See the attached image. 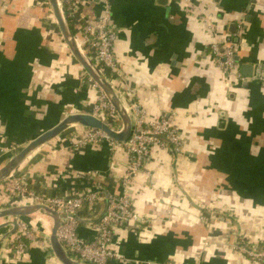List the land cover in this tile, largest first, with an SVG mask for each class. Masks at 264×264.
Wrapping results in <instances>:
<instances>
[{"label": "crops", "instance_id": "crops-1", "mask_svg": "<svg viewBox=\"0 0 264 264\" xmlns=\"http://www.w3.org/2000/svg\"><path fill=\"white\" fill-rule=\"evenodd\" d=\"M192 1L195 13L180 0H108L118 28L116 86L147 119L170 118L181 139L177 152L151 146L133 176L128 194L143 221L113 232L109 248L126 260L108 264H252L232 243L239 236L264 237V84L257 79L264 63V0ZM102 10V0H79L73 34H79L83 17ZM202 10L210 13L213 34ZM238 20L244 24L235 40ZM211 35L236 47L242 80L231 88L212 61ZM96 95L47 0H0V166L65 115L90 113ZM68 139L69 129L34 151L14 174L50 196L99 184L100 197L81 209L76 227L89 241L104 211V191H122L128 156L121 149L111 154L104 142L71 148ZM4 181L0 208L18 200L4 192ZM39 218L49 220L43 214L23 217L32 226ZM8 219L13 220L0 223ZM11 229L0 227V264H61L49 233L40 232L13 256Z\"/></svg>", "mask_w": 264, "mask_h": 264}, {"label": "built area", "instance_id": "built-area-1", "mask_svg": "<svg viewBox=\"0 0 264 264\" xmlns=\"http://www.w3.org/2000/svg\"><path fill=\"white\" fill-rule=\"evenodd\" d=\"M78 1L59 0L64 14L70 16L72 21L75 18ZM102 1V12L99 14L91 13L83 17V20L80 22V37L79 34L74 36L86 55L93 61L115 91L118 92L124 105L127 107L126 104H128L129 108H127L130 111L132 119V131L126 140L117 141L101 129L74 125L68 128V145L71 148L77 149L86 145H98L104 142L107 144L111 154L118 149L124 151L128 156V164L121 179L122 191L120 193L104 191V211L91 227L95 231V235L91 240L86 241L76 233L79 212L85 206L92 207L98 200L102 191L99 184L95 190L71 192L60 196L38 193L28 187L24 177L15 174H12L2 184L4 192L18 199L16 204L38 203L55 209L61 216L56 236L66 254L76 261L92 264H108V261L111 259L126 260L120 253L109 248V242L111 241L113 232L118 228L123 227L131 221H143V218L136 213L133 207L128 194V186L132 183L133 176L141 171V166L149 157L150 147L153 145L160 148L171 147L176 152L181 148L179 133L170 118L147 119L145 111L135 103H130L129 105L126 102L127 99L124 97L123 89L116 86V83H121L115 52L118 28L111 23L108 0ZM180 1L185 4L187 11L195 13V9L197 8L192 0ZM201 14V19L211 29L210 34H213L212 28L214 27L210 21V13L202 10ZM236 24V34L239 36L244 21L238 20ZM209 51L212 55V61L222 71L225 86L231 88L232 81L242 80L241 74L238 71V64L235 60L236 47L234 43H222L215 35H211ZM87 79L97 88V95L90 113L104 121L113 131H121L122 124L119 121L120 119L104 92L88 75ZM257 79L264 84V63ZM76 176L77 178H84L81 174H77ZM23 217L15 216L12 220L15 224V229L11 235L13 245H10L9 251L13 253V256L25 250L28 242L37 241L40 232L43 234L50 232V220L44 221L42 218H39L36 221L37 224L35 223L32 226ZM47 246L49 245L47 244ZM232 249L237 250L242 257L249 258L253 264H264V239L253 241L239 236L232 243ZM135 263L139 264L137 261Z\"/></svg>", "mask_w": 264, "mask_h": 264}, {"label": "water", "instance_id": "water-1", "mask_svg": "<svg viewBox=\"0 0 264 264\" xmlns=\"http://www.w3.org/2000/svg\"><path fill=\"white\" fill-rule=\"evenodd\" d=\"M47 1L52 9L53 17L60 30L61 36L68 46L70 52L81 65L84 72L104 92L106 98L121 120L122 129L119 132L113 131L111 127L104 121L89 112L69 113L62 119H60L51 128L32 138L25 145L11 154L5 161V163L0 166V182L8 179L12 174H14V172L22 165L24 161H26V159L30 157V155L34 151L74 125L101 129L111 138L117 141L126 140L130 136L132 131V119L130 111L124 105L122 98L120 97L118 92L115 91L112 85L101 74L96 65L86 55L80 44L77 42L73 32L69 27L66 16L60 6L59 0ZM230 27H233L235 29V24L232 23ZM235 40H238V36L235 37ZM36 214H43L51 219L48 239L54 255L61 264H92L76 261L66 254L56 236V231L60 224L61 216L55 209L47 205L38 203H20L0 208V218H13L15 216H29ZM7 224L12 225V229L8 232L9 235L12 231H14L15 224L11 219H8L6 222L0 223V227ZM5 236L3 237V239L5 238Z\"/></svg>", "mask_w": 264, "mask_h": 264}, {"label": "rangeland", "instance_id": "rangeland-1", "mask_svg": "<svg viewBox=\"0 0 264 264\" xmlns=\"http://www.w3.org/2000/svg\"><path fill=\"white\" fill-rule=\"evenodd\" d=\"M57 137V136H56ZM55 137V138H56ZM55 138H53L52 140H50L49 142H52V141H54V139ZM49 142H47L46 144H48ZM53 143V142H52ZM43 147H46V145H43ZM18 148L19 147H16L13 151H11V152H15V151H17L18 150ZM231 218H234V217H232L231 216ZM235 219V218H234ZM49 220L51 221V219L49 218ZM262 239H264V237L262 238ZM251 240V239H250ZM237 253H239L237 250H235ZM240 254V253H239ZM241 255V254H240ZM242 256V255H241ZM245 259H247L248 261H250V262H252L249 258H247V257H244ZM253 264V263H252Z\"/></svg>", "mask_w": 264, "mask_h": 264}, {"label": "trees", "instance_id": "trees-1", "mask_svg": "<svg viewBox=\"0 0 264 264\" xmlns=\"http://www.w3.org/2000/svg\"><path fill=\"white\" fill-rule=\"evenodd\" d=\"M65 16H66V19H67V22H68V24H69V27H70L71 31L74 33V30H73V21L71 20V17L68 16V15H65ZM16 203H17V202L14 201L13 204H16ZM13 204H12V205H13Z\"/></svg>", "mask_w": 264, "mask_h": 264}]
</instances>
